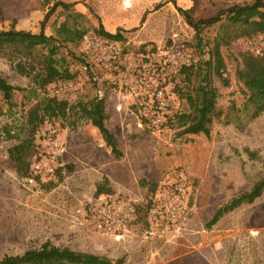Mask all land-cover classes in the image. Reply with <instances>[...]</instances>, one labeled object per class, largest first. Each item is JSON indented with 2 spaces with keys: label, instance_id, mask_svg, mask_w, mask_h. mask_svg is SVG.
<instances>
[{
  "label": "rangeland",
  "instance_id": "rangeland-1",
  "mask_svg": "<svg viewBox=\"0 0 264 264\" xmlns=\"http://www.w3.org/2000/svg\"><path fill=\"white\" fill-rule=\"evenodd\" d=\"M54 1L0 0V30L16 21L18 29H43L47 35H58L64 23L85 33L99 24L122 31L119 71L85 52L82 39L63 45L58 55L74 77L67 79L68 91L57 96L71 103L103 97L106 122L121 154L112 153L88 120L76 125L70 118L48 120L34 140L31 176H21L9 149L27 136L28 114L43 91L0 53V73L21 87L11 102L0 92V132L6 127L13 134L0 137V258L49 241L112 260L123 257V264H264V192L208 226L220 206L264 175V113L243 118L241 125L225 115L232 103L240 106L245 99L235 71L240 53L248 51L249 36L222 46L230 85L216 82L218 105L225 112L214 119L210 134L181 135L182 128L170 120L188 105L176 92V84L184 83L175 76L169 53L192 61L200 57L195 29L175 3L198 20L254 0H61L70 7L51 10ZM221 28L220 22L205 27L203 44L210 47ZM143 43L146 52L138 49ZM55 84L47 86L48 94L53 95ZM160 87L171 108L152 125L144 112ZM49 133L58 141L55 149L47 143ZM100 187L111 190L98 193ZM105 199L135 210L112 233L99 231L92 216Z\"/></svg>",
  "mask_w": 264,
  "mask_h": 264
},
{
  "label": "trees",
  "instance_id": "trees-1",
  "mask_svg": "<svg viewBox=\"0 0 264 264\" xmlns=\"http://www.w3.org/2000/svg\"><path fill=\"white\" fill-rule=\"evenodd\" d=\"M46 2L49 3L51 0ZM59 5L68 8L71 4L55 0L51 10ZM175 5L195 29L200 57L197 61L191 60L189 64H183L175 74L176 77L181 76L180 81L184 83V86L180 85L181 82L176 84V92L179 98L186 99L188 106L184 111L173 112L170 120L175 119L177 126L182 128L179 132L181 135L200 133L209 135L214 119L222 117L225 112L218 105L220 92L216 82L218 80L222 86L230 85L222 46L229 45L242 36L255 37L264 34V0L236 3L219 10L213 17L198 20H193L188 10L176 3ZM15 22L9 28L0 30V53L8 57L11 67L16 72L30 77L36 87L43 91L37 104L28 114L24 126L27 136L9 149L18 173L21 176H31L32 160L29 157L35 147L34 140L40 127L48 120L70 118L73 125L81 120L90 121L98 128L112 153L119 156L121 151L117 138L106 122V104L103 97L95 96L85 101L71 103L67 97L59 98L47 92L49 84L74 77L69 66L63 63L64 58L58 54L60 48L68 42H79L86 29H72L64 23L59 28L58 35H47L43 29L40 32L18 29ZM218 22L221 23V32L214 38L210 47L203 44L201 37L203 29ZM94 32L120 42L126 39L121 30L110 32L103 24L94 27ZM146 46V43H143L138 49L146 52ZM84 56L85 54L81 57L82 62L85 60ZM240 56L235 73L243 86L245 99L240 106L232 103L225 114L228 122L239 125L242 124L243 118L253 119L264 113V51L255 54L248 49L247 52L240 53ZM19 89L21 87L12 84L0 73V92L7 102H11L15 90ZM2 135L13 137L11 130L6 127ZM2 135L0 132V137ZM50 184L54 185L53 182ZM110 190L100 187L98 193ZM263 192L264 175L250 189L232 196L226 204L220 206L209 220L208 226L215 224L224 214L243 203L253 202ZM123 262V257L112 260L104 255L77 250L70 246H59L49 241L40 247L28 248L22 253L6 254L0 258V264H123Z\"/></svg>",
  "mask_w": 264,
  "mask_h": 264
},
{
  "label": "built area",
  "instance_id": "built-area-1",
  "mask_svg": "<svg viewBox=\"0 0 264 264\" xmlns=\"http://www.w3.org/2000/svg\"><path fill=\"white\" fill-rule=\"evenodd\" d=\"M248 49L252 50L255 54H260L264 51V34H259L255 37H249L246 40ZM83 50L91 54L99 63L109 70L119 71L121 68V58L123 55V46L120 41L98 35L95 32L85 33L82 37ZM180 57H177L179 56ZM169 63L174 68L176 74L183 64H189L190 58L176 52L169 53ZM136 65L129 64V67ZM143 66L140 63L139 67ZM179 66V68H178ZM71 83L67 80H59L53 88V95L59 96L65 94L70 88ZM153 101L150 109L144 112V115H150L152 125H158L162 121L163 115H166L171 108V101L168 97L166 90L157 88L153 93ZM47 143L55 149L58 146V141L55 140L53 134L47 135ZM179 189H182L180 185ZM178 200V199H177ZM175 200V202L177 201ZM134 208L131 206L116 205L113 200L105 199L97 207L93 209L92 216L96 218V228L99 231L106 233L114 232L118 227L126 225L134 213ZM98 217V218H97Z\"/></svg>",
  "mask_w": 264,
  "mask_h": 264
},
{
  "label": "crops",
  "instance_id": "crops-1",
  "mask_svg": "<svg viewBox=\"0 0 264 264\" xmlns=\"http://www.w3.org/2000/svg\"><path fill=\"white\" fill-rule=\"evenodd\" d=\"M110 32H113L112 30L108 29Z\"/></svg>",
  "mask_w": 264,
  "mask_h": 264
}]
</instances>
